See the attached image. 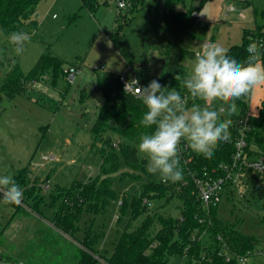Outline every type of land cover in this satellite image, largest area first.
<instances>
[{
	"label": "rangeland",
	"instance_id": "rangeland-1",
	"mask_svg": "<svg viewBox=\"0 0 264 264\" xmlns=\"http://www.w3.org/2000/svg\"><path fill=\"white\" fill-rule=\"evenodd\" d=\"M128 1L134 4L131 13L128 10L120 13L117 0H101L95 13H91L80 0H43L38 5L37 28H25L31 38L21 55H16L8 41L9 34L0 24V86L17 66L26 77L23 91L13 98L4 96L0 105V175H13L23 189L19 205L4 203L0 194V252L11 256L13 262L9 264L69 262L86 229L97 235L94 248L109 259L131 218L130 209L120 217L122 199L126 197L131 203L143 194L147 176L141 171H131L139 178L125 181L117 178L112 186L115 199L103 208L101 203H88L84 207L78 223L80 229L74 237L63 234L52 223L68 204L70 192L71 197L75 193L73 188L104 178L101 172L104 161L99 154L104 140L111 137L114 143H127L115 132L127 122L109 123L108 131L96 139L94 127L105 104L97 87L99 77L105 73L120 76L132 67L147 86L161 73V52L169 35L162 17L163 0ZM231 4L236 11L227 14L226 6ZM174 9L182 13L190 10L195 23L201 26L231 21L236 28V23L243 21V13L247 16L244 21L257 26L263 24L264 0H184L175 4ZM231 17L235 19L232 21ZM112 32L118 35L117 45L109 38ZM219 35L216 33L215 37ZM46 51L62 59L64 73L75 63L81 65L72 85L63 76L54 79L52 73L40 79L31 77ZM102 65L105 72H95ZM138 65L144 67L140 69ZM125 74L130 80L132 72ZM263 92L261 85L248 94L253 95L254 115L259 111ZM139 157L146 159L140 152ZM129 171L121 161V168L113 177ZM154 179L159 180L156 176ZM241 180L238 186H233V197L223 195L219 217L260 240L248 264H264V181L248 176ZM147 204L149 214L176 218L182 201L173 197L154 199ZM145 216L132 223L133 229L141 225ZM191 263L187 256L174 257L170 262ZM98 264H106L105 259Z\"/></svg>",
	"mask_w": 264,
	"mask_h": 264
},
{
	"label": "trees",
	"instance_id": "trees-1",
	"mask_svg": "<svg viewBox=\"0 0 264 264\" xmlns=\"http://www.w3.org/2000/svg\"><path fill=\"white\" fill-rule=\"evenodd\" d=\"M42 1L0 0V24L4 31L10 34L14 31L26 32L25 28L27 27L36 29L38 26V5ZM100 1L80 0L82 6L88 8L91 13H95ZM183 2L184 0H163L162 2V17L169 35L161 52L163 65L157 80L161 85H166L169 88L175 87L185 98L188 94L181 86L182 79L189 73L188 67L185 65L187 61L194 60L196 53L188 51L184 42L186 39L190 41L201 39L204 31L200 32L196 29V20L190 10L182 13L174 9L175 4ZM133 5L130 3V6L125 10L131 13ZM261 18L263 24L257 25L255 29H245L242 43L230 47L228 49L229 56L238 61H244L247 56L246 47L250 43L249 37L264 43V9L261 11ZM109 38L117 45L118 35H114L112 32L109 33ZM261 51L264 54V49ZM63 63L61 58L46 51L33 69L31 77L40 79L52 73L54 79L61 76L66 78ZM1 64L2 60L0 59ZM72 66L80 69L81 65L75 63ZM175 76H180L181 80H176ZM25 81L26 77L20 67L17 66L10 70L0 86V105L4 96L13 98L20 94L24 89ZM97 87L104 95L105 104L94 127L96 139L102 138V135L108 131L109 123L120 125L127 122L124 128L115 131L127 143H114L111 137L104 140L105 146L101 147L99 151L104 161L103 169H101L104 178H98L96 183L91 182L80 188H73L75 193L71 197L72 191L70 192L68 204L62 207L52 221L54 227L63 234H71L74 237L80 229L78 223L82 210L88 203L96 205L101 203L103 208L110 200L117 197L112 190L117 178L120 181L134 180L139 177L131 171H141L147 176V182L140 198H133L131 203L126 197L121 201L120 217L122 218L126 210L130 209L131 218L109 259L104 258L94 248L97 235H93L90 229H86L84 237L82 240H78V245L74 247L75 250L70 255L69 262L57 264H98L102 259H105L106 264H170L172 258L177 256H187L193 264H242L239 258L248 259L260 246V240L255 236L244 234L236 224L220 218L219 206L211 207L210 214L206 215L198 201L192 173L211 171L218 168L220 164L229 163L232 160L235 152L234 141L239 132L237 121L249 111L250 97L247 95L236 100L238 113L227 118L232 120L231 137L228 141L218 144L211 158L197 155L189 149L186 158H191L192 161L180 160L183 180L178 183H163L160 180H155L154 175L147 172L146 159L139 157L137 149L139 138L151 131L140 124L145 112L142 102L138 97L125 92L120 76L105 73L104 76L99 77ZM193 103H200L203 106L202 101H193L188 96L187 105L191 106ZM218 106V104L214 105V107ZM258 110V113L252 115L250 119L252 130L247 139L248 157L258 155L256 150L264 153V94ZM121 161L130 171L113 177L119 172ZM252 172L248 171V177L264 181L263 177ZM262 188L258 186V189ZM234 194V188L228 187L226 195L233 197ZM173 197L182 201L179 217L175 218L159 213L149 214L147 202L154 199L170 200ZM143 214L146 215L144 221L139 227L133 229L132 223ZM205 216L209 217L210 225L199 223L200 218ZM262 223L264 224V219ZM205 230L207 233L201 240L194 239L196 234H201ZM228 254L231 256L230 260H227Z\"/></svg>",
	"mask_w": 264,
	"mask_h": 264
},
{
	"label": "clouds",
	"instance_id": "clouds-1",
	"mask_svg": "<svg viewBox=\"0 0 264 264\" xmlns=\"http://www.w3.org/2000/svg\"><path fill=\"white\" fill-rule=\"evenodd\" d=\"M30 35L11 32L8 41L16 55H21ZM244 61L228 55V49L217 43H204L194 56L189 73L181 86L193 101L188 106L181 92L153 79L147 86L134 81L135 93L145 107L140 124L151 129L139 138L137 149L146 158L147 172L163 183L183 180L180 164L181 141L197 155L211 158L219 143L230 139L231 119L238 113L236 100L247 96L254 88L264 85V43L249 37ZM181 80L180 76H175ZM128 85L125 86V89ZM219 105L214 107V105ZM0 194L6 204L19 205L23 189L13 175H0Z\"/></svg>",
	"mask_w": 264,
	"mask_h": 264
},
{
	"label": "built area",
	"instance_id": "built-area-1",
	"mask_svg": "<svg viewBox=\"0 0 264 264\" xmlns=\"http://www.w3.org/2000/svg\"><path fill=\"white\" fill-rule=\"evenodd\" d=\"M118 7L120 12L125 10L127 7L130 6L128 0H117ZM229 11H234V7L228 8ZM81 69L72 66L66 72V80L69 85H72L77 77V74L80 72ZM101 70L102 72L105 71V66L102 65L99 69L96 68L95 72ZM132 81H128L124 75L120 76V80L123 84L124 90L127 94H131L136 96L135 93V82L138 81L140 86L141 84L140 79L137 76L134 77ZM128 87L125 89V86ZM186 103L188 101V96L185 97ZM229 116H224L222 119H227ZM252 114L249 111L246 113L245 116L240 118L237 121V125L239 127V132L235 138V152L232 156V160L229 163H222L218 166V168L213 169L211 171L204 170L201 173H192V177L194 179V183L197 190V197L198 201L201 204L202 210L205 211L206 215L210 214V208L219 206L223 195L226 193L228 187L238 186L241 183V179L248 176V171H253L252 173L259 175L260 177L264 178V153L256 150L259 154L255 157H248L246 152L248 147V134L252 130L250 119ZM180 149V160L184 162H191V158H186L187 152L190 148L187 147L186 142L181 141L179 144ZM264 185V183H263ZM209 217L205 216L200 218L199 223L202 225L211 224V221L208 219ZM207 233V230L203 231L201 234H196L194 239L201 240L202 237ZM231 256L227 255V260H230ZM242 264H248V259L246 258H239Z\"/></svg>",
	"mask_w": 264,
	"mask_h": 264
},
{
	"label": "crops",
	"instance_id": "crops-1",
	"mask_svg": "<svg viewBox=\"0 0 264 264\" xmlns=\"http://www.w3.org/2000/svg\"><path fill=\"white\" fill-rule=\"evenodd\" d=\"M234 7L233 4L231 5H227V14H231L233 12L236 11V8L234 7V11H229L228 8L230 7ZM242 13V12H240ZM240 13H238V17H240ZM246 14H242V18H243V21H240V22H237V27L234 28V25L233 23H231V21H227V23H223L221 25H216L217 22H213L211 25H208V24H202L203 26L198 25L197 23H195V27L197 30H199L200 32L204 31L203 32V36L201 39L199 40H194V41H190L188 39L185 40L184 44H185V47L188 51H191V52H198L202 46V44L204 43H217L227 49H229L230 47L234 46V45H239L242 43V40H243V34H244V30L245 29H255L256 25H251L250 23L251 22H246L244 21L245 19L247 20V16H245ZM241 18V19H242ZM232 21L235 19L234 17H231ZM207 33L206 35L204 33ZM216 33H220L219 37H215ZM211 37H215V40H213L212 42H210V38ZM212 40V39H211ZM162 61V60H161ZM191 62V63H190ZM193 62L194 60H189L186 62V65L188 67V70L190 72L191 70V67L193 65ZM190 63V65H189ZM139 66V65H138ZM142 67H144L143 65L139 66V68L141 69ZM106 68V67H105ZM126 72H132V76H131V79L128 80V81H132L133 79H135L134 77L137 76L138 79H140L141 81V84L144 86L145 85V81L143 79V77L138 74V72L132 68V67H129L126 71ZM123 73L122 75H124L126 77V74ZM141 74H142V70H141ZM121 76V75H120ZM127 79V78H126ZM146 86V85H145ZM264 94V92H263ZM250 112L252 115L253 112H252V98H253V95H250ZM263 96L260 98L262 100ZM261 100H260V104H261ZM260 104H259V107H260ZM258 107V109H259ZM6 253H9L8 250H6ZM11 256H8V255H3L1 252H0V264H9L11 262H13L11 260Z\"/></svg>",
	"mask_w": 264,
	"mask_h": 264
}]
</instances>
